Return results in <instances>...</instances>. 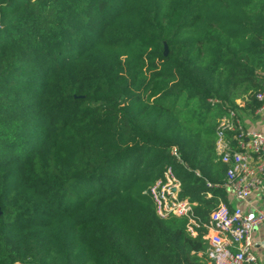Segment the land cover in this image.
<instances>
[{"label":"trees","instance_id":"obj_1","mask_svg":"<svg viewBox=\"0 0 264 264\" xmlns=\"http://www.w3.org/2000/svg\"><path fill=\"white\" fill-rule=\"evenodd\" d=\"M260 72L264 0H0V264H204L149 188L231 205L209 98L255 115Z\"/></svg>","mask_w":264,"mask_h":264},{"label":"built area","instance_id":"obj_2","mask_svg":"<svg viewBox=\"0 0 264 264\" xmlns=\"http://www.w3.org/2000/svg\"><path fill=\"white\" fill-rule=\"evenodd\" d=\"M260 75L262 87L256 98L261 105L256 115H264V72ZM209 101L220 108L215 151L216 162L227 166L222 187L239 202L238 205L222 201L207 220L197 217L195 202L180 197L181 181L171 166L166 168L164 177L149 188V193L160 217L184 216L189 234L206 241L207 248L200 253L204 264H262L255 249L260 242L253 233L264 225V131L247 126L240 112L245 107L244 99L237 100L236 107L216 98H209ZM170 153L182 162L176 146L170 148ZM208 185L213 186L212 183ZM253 195L260 197L262 206L249 200ZM242 203H247L249 208Z\"/></svg>","mask_w":264,"mask_h":264},{"label":"crops","instance_id":"obj_3","mask_svg":"<svg viewBox=\"0 0 264 264\" xmlns=\"http://www.w3.org/2000/svg\"><path fill=\"white\" fill-rule=\"evenodd\" d=\"M251 116L254 117L255 120L253 121V119L248 118V117L245 118V121L247 122V126L255 128V129H259L261 131H264V115H256L255 114V115H251ZM209 194H210V196L212 195L210 192H209ZM263 199H264V195H263L262 200ZM228 200H229L231 205H238V203H239V202L235 201L233 199V197H231L229 194H228ZM249 200H251L254 204L259 203L258 206H262L263 201H260L261 199H260V197H258V195H253L252 197L249 198ZM242 206L249 208V205L247 203H242ZM253 236L256 239V241L260 242V244L257 245L255 249H256V252L258 253L259 257H260L261 263L264 264V225L261 226L260 228H258L256 231H254Z\"/></svg>","mask_w":264,"mask_h":264},{"label":"rangeland","instance_id":"obj_4","mask_svg":"<svg viewBox=\"0 0 264 264\" xmlns=\"http://www.w3.org/2000/svg\"><path fill=\"white\" fill-rule=\"evenodd\" d=\"M219 111H217V113H218ZM242 114V116L244 117V118H251V119H253V121L255 120V118L254 117H252L251 115H249V114H243V113H241ZM217 114H215V116H216ZM258 254V253H257Z\"/></svg>","mask_w":264,"mask_h":264},{"label":"water","instance_id":"obj_5","mask_svg":"<svg viewBox=\"0 0 264 264\" xmlns=\"http://www.w3.org/2000/svg\"><path fill=\"white\" fill-rule=\"evenodd\" d=\"M164 54H165V55L168 54V46H167V44L165 45V51H164Z\"/></svg>","mask_w":264,"mask_h":264}]
</instances>
